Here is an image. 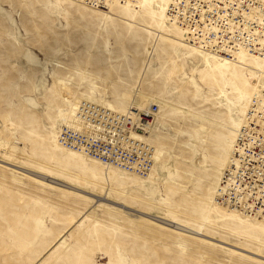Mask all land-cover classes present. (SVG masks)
<instances>
[{
    "label": "rangeland",
    "instance_id": "374dc122",
    "mask_svg": "<svg viewBox=\"0 0 264 264\" xmlns=\"http://www.w3.org/2000/svg\"><path fill=\"white\" fill-rule=\"evenodd\" d=\"M138 19L158 25L146 12ZM170 33L180 41L154 44L144 26L73 0H0V264H264L193 233L264 253V231L215 221L210 199L260 61L208 64ZM61 79L74 97L154 98L153 138L166 152L153 172L160 183L132 186L114 174L106 188L101 165L84 166L57 145V108L67 105Z\"/></svg>",
    "mask_w": 264,
    "mask_h": 264
},
{
    "label": "built area",
    "instance_id": "2783aa9c",
    "mask_svg": "<svg viewBox=\"0 0 264 264\" xmlns=\"http://www.w3.org/2000/svg\"><path fill=\"white\" fill-rule=\"evenodd\" d=\"M104 8L109 3L128 0H85ZM169 17L186 31L188 40L203 50L228 52L241 50L264 58V0H173ZM159 106L152 113L139 112V118L116 113L92 101H82L76 116L97 130L82 131L68 125L58 139L67 149L83 152L104 164L136 170L147 175L154 164L152 146L131 133H145ZM153 115V116H152ZM107 128H112L113 131ZM109 131L116 139H106L99 131ZM219 201L243 216L264 219V88L252 96L247 115L237 133L231 164L225 171ZM246 217V216H245Z\"/></svg>",
    "mask_w": 264,
    "mask_h": 264
},
{
    "label": "bare ground",
    "instance_id": "6f19581e",
    "mask_svg": "<svg viewBox=\"0 0 264 264\" xmlns=\"http://www.w3.org/2000/svg\"><path fill=\"white\" fill-rule=\"evenodd\" d=\"M73 1L80 2V4L82 3V5L87 6L89 8L92 7L96 11H100V12L106 14L107 16H111V17L114 16L115 18H119V19L124 20L126 22H131L134 25L144 26L146 28V30L149 31L150 34H152V35L154 34V36H155V43L154 44H157V38H159V37H166L168 39L180 41L179 38L174 37L173 34L170 32L178 34L182 39V41H181L183 43L182 46H187L189 49H192L195 53H197L198 55H200L201 57L206 59L208 64H210L211 62L212 63L218 62L220 65H224V64H227L230 62H235V61H239V62L241 61L243 63V62H245V60H243L242 57H244V56L246 57V55L251 56L254 60L260 61V62L254 61L256 63L254 65L257 66L254 68L255 69L254 71H256L258 73V76L256 77V83L254 84L255 88L252 91V93H250V95L248 97V104H247V107L245 110V116H244L243 120L241 121V123L238 125V127L234 130V132L232 134V137L230 139V144H229V153H228L227 161H226L225 165H223L224 168H223L222 174L220 175V178H219L220 182L214 188V190H212V192H210V199L212 202L211 211H213V209H214V215H216L218 217V218L214 219L215 221L226 222L227 220H234V221H238L240 223L247 224L246 226L249 227L251 230L259 229V230L264 231V227H263L264 226V219H260V220L252 219V218L248 217L247 215H245L246 216L245 217L240 212H238V210L226 207L219 201V198L222 195L221 188H222V183H223V177H224L225 171L228 170V168L230 167V164H231V159H232V154H233V149H234V143L236 140L237 133H238V131H239L246 115H247L249 104L251 102L253 94L255 93V91L259 87L264 88V58H261L255 54H252V53L245 51V50H241L239 52H234L233 54H229L228 52H225V51L218 53V52L203 50L199 46L190 42L188 40L187 35H185L186 34L185 29L180 24H178L176 21H172L169 17L168 11H169V8H170L173 0H128L124 3L115 1L113 3H109L104 8H98V7L91 6L85 0H73ZM115 6H121L123 11L126 10V12H128L129 17L125 18V17L119 16L118 14L116 15V13H118V11H116L115 9L119 8V7H115ZM131 11H134V13ZM143 12H146L150 17H152L154 22L156 21L158 25H155V23H152V24L151 23H144V24H142L138 19V14L139 13L142 14ZM173 25H174V27L176 26L180 31H175L176 28L174 29ZM260 66H263V67H260ZM60 83H61V88H62V96L64 98V102H66L67 105L57 108L58 117H59V125L56 127V129L58 128L57 130H59V131H60V129H62V127L64 125H68V126H71L73 128H76V129H79L82 131H89V129L97 130V127L92 126V125L90 126V125L84 123L83 121H81L76 116V110L79 106V103L84 101V100L85 101H92V102H95L97 104L103 105L107 108H110L111 110H113L116 113L131 115L135 119L139 118V112H146L148 114L152 113V105H154V103H155L154 98L139 100L136 93H130V92H124L120 96V100L127 102L128 105H125V104L119 105V104L114 103L111 100H108L106 98H98L92 94H84L82 97H79V96L74 97L72 88L68 85V83L64 79H61ZM136 88L138 90L140 88V86H137ZM227 92H228L227 89H223L221 92L222 96H226ZM185 108L190 109L189 107H185ZM159 111H160V105H159ZM159 111L156 114H154L153 122L150 125V127L146 128L145 133H138V132L131 133V138H133V139L137 138V139L144 140V141L148 142L153 148L152 158L154 159V164H153L151 171L147 175H140L137 173L136 170H133L134 172L127 171L123 168H120V166H117V165L101 163V162L96 161V160L92 159L91 157L85 155L83 152L64 148L60 144V142H58L57 145L59 146V144H60L62 150L66 151L67 153H69L73 157H77L82 162V164L84 166L93 165V164L101 165L103 173L102 174L99 173V176L102 179V184L106 188H114V184H115L114 183V177H115L114 174L118 175V178L120 177V179H122V180H127L128 182H131L132 186L133 185L148 186L149 183H151V182L152 183H155V182L160 183V176H157L155 173H153V172H157V169L155 166L156 162L160 163L166 154V152L163 149L158 147L156 140L153 138V136H155L153 133L154 132L153 131L154 126H155V120H156V116L159 113ZM107 129L110 131H113L112 128H107ZM150 131H152V134L150 133ZM99 135H101L103 138H106V139H111V140L116 139L115 134H113L109 131H105V130L99 131ZM146 135H149V136L152 135V139H149ZM218 139L226 140L227 137L218 138ZM58 141H59V139H58ZM23 171L31 172L30 174H36V176H38L39 178L46 180V176L42 173L37 172V171L33 172V170L29 171V169H24V168H23ZM96 196L99 197L100 199L110 201L107 197H104L103 194H96ZM100 202L102 204H105L111 208H114V209L120 210V211H125L126 207L129 208L128 205H124L123 203H118V204H123L124 207H122L121 205L119 206V205H115V204H111V203H106L104 201H100ZM141 213H143V212L141 211ZM211 213L212 212H210V214ZM139 215H142V214H139ZM143 215L147 216L148 214L144 212ZM157 217H159V216H157ZM161 218L167 219L164 217H161ZM167 220H169V219H167ZM203 222L206 224L214 225V224H212L211 219L208 217V215L204 217ZM255 223H257L258 225H256ZM177 224L178 225H176V226H178V228H182L183 230H191V232L194 231L191 228H189V227H187V226H185L179 222H177ZM244 231H247V230L245 229ZM193 233H195L197 235H202V236L207 237V238L215 239V241H217L221 244H224L228 247L232 246L233 249H235V250L243 251L245 253L252 254L253 256L258 257L259 259H264V253H260V252L250 250L248 248H244V247L236 245V244L229 243V242H227L221 238L207 235L202 231H196V232L194 231ZM255 242H260V241L255 240Z\"/></svg>",
    "mask_w": 264,
    "mask_h": 264
}]
</instances>
